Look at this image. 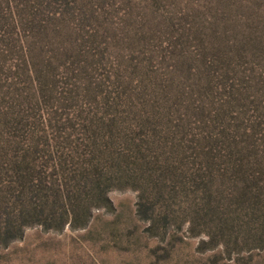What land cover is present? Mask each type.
<instances>
[{
    "label": "rangeland",
    "instance_id": "rangeland-1",
    "mask_svg": "<svg viewBox=\"0 0 264 264\" xmlns=\"http://www.w3.org/2000/svg\"><path fill=\"white\" fill-rule=\"evenodd\" d=\"M49 1L0 0V203L41 166L111 204L0 234V264H264V0Z\"/></svg>",
    "mask_w": 264,
    "mask_h": 264
},
{
    "label": "trees",
    "instance_id": "trees-1",
    "mask_svg": "<svg viewBox=\"0 0 264 264\" xmlns=\"http://www.w3.org/2000/svg\"><path fill=\"white\" fill-rule=\"evenodd\" d=\"M1 1H5L6 12L13 19L15 25L22 24V22L27 24L34 20L40 23L47 17L56 18L60 14L55 10L48 9L47 0H36L34 15L30 14L31 10L30 13L22 11L28 6L27 0H21L20 4H13L12 0ZM49 2L51 3L52 0ZM89 166L97 168L95 163H89ZM55 171L56 168H53V171L46 172L41 166L36 171L29 168L24 172L19 169L13 170L17 179H20L18 187L14 189L15 193H13L18 203L13 201L12 210H8L1 201L0 213L1 210H4L6 215L0 223V234H7L16 229L18 235L4 239L5 242L20 236L23 228L33 222L49 224L48 221L52 220L58 227L65 224L72 227L84 225L93 207L100 204L105 206L111 204L107 196L109 185L98 176L96 171H88L85 174L86 180L82 182L71 181L64 177V171H61L62 178L54 179L51 174ZM46 173H50V175ZM91 200H94V203H91Z\"/></svg>",
    "mask_w": 264,
    "mask_h": 264
}]
</instances>
